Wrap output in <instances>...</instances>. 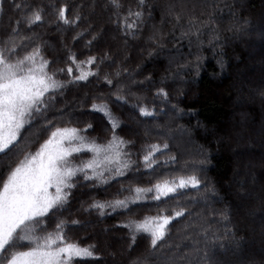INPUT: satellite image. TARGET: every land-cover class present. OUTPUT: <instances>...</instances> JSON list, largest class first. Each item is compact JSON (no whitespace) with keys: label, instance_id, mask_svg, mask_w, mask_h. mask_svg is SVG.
<instances>
[{"label":"trees","instance_id":"trees-1","mask_svg":"<svg viewBox=\"0 0 264 264\" xmlns=\"http://www.w3.org/2000/svg\"><path fill=\"white\" fill-rule=\"evenodd\" d=\"M35 11L42 20L30 26ZM0 54L13 64L28 55L46 60L44 71L63 85L46 93V107L0 154V187L57 128H75L95 144L119 137L125 162L123 153L134 162L106 184L78 173L68 203L35 235H54L63 221L66 242L94 246L99 257L73 264H264V0H0ZM82 74L88 79L73 82ZM161 89L166 95H157ZM93 105L111 111L115 133ZM141 107L154 114L141 116ZM150 152L151 169L144 163ZM92 156L73 154L72 164ZM191 175L197 187L161 201L148 192L147 203L129 210L100 215L90 207ZM176 212L182 215L154 248L151 233L135 229ZM32 246L0 253V264Z\"/></svg>","mask_w":264,"mask_h":264},{"label":"snow or ice","instance_id":"snow-or-ice-1","mask_svg":"<svg viewBox=\"0 0 264 264\" xmlns=\"http://www.w3.org/2000/svg\"><path fill=\"white\" fill-rule=\"evenodd\" d=\"M112 2L115 4L116 0H112ZM16 7L19 8L20 5ZM135 15L139 17L140 13H135ZM59 19L64 24H69L65 18V8L63 7L59 9ZM41 20V13L35 11L27 19V23L31 26ZM134 26V23L126 25L129 29ZM36 54H39V49L36 50ZM69 59L75 62V54H72ZM95 59V57L90 58L88 63H93ZM29 61L31 64H26ZM35 63V55L25 56L13 64L8 62L3 54H0V154H5L15 146L21 130L36 118L34 113L40 114L41 109L46 107V93L63 87L44 71L48 64L46 60H42L39 67H36ZM67 71L71 75L73 69L70 67ZM91 75H95V73ZM87 79L88 74H82L76 76L73 82ZM107 83L111 84L112 81L107 80ZM162 94L166 95L163 89L157 93V95ZM117 99L126 102L123 96H117ZM93 111L101 112L110 119L114 133L120 127L118 122L111 120L112 113L108 108L93 105ZM139 111L140 115L144 117H150L154 114L144 107H141ZM91 127L92 125L89 124L88 128ZM115 140L114 145L110 144L108 149L104 150L106 153L105 160L112 163L107 152L114 148L117 157L116 163L120 164L121 145L126 142L119 137H115ZM65 142H67V146ZM82 145H87V148L82 147ZM164 147L167 148L168 145H164ZM152 148L159 151L155 145ZM85 150L99 155L103 149L95 142L88 144L86 138L80 135L75 128H57L51 133V137L41 146L40 150L15 167L7 176L2 187H0V253H7L10 248H15L24 243L33 245L28 251L13 252L7 259V264H73L75 260L99 259L94 254V246L82 247L78 243L66 242V236L61 234L64 228L63 221L57 223L54 235L49 233L43 238L35 235L37 231L44 230L46 217L59 211L68 203L70 190L76 186L74 178L77 177L78 173H83V179L86 181L103 177V172L99 173L98 176L87 174L86 169L94 170L95 167L99 166L97 164L85 162L80 166H73L71 159L73 154ZM123 155L128 159L116 169L117 174L121 176L125 174V171H131L134 163L131 161L130 153H123ZM144 163L147 168H152L154 161L151 152L144 156ZM100 182L106 184L109 181L102 179ZM199 183L197 177L191 175L187 178H180L178 183L157 184L154 189L136 188L134 190L135 196L130 200L117 199L112 202H94L90 207L99 209L100 215L106 214L103 211L106 208H111L113 211L117 209L129 210L130 204L148 202L142 195L143 193L154 190L156 194L152 199L161 201L171 194L189 188V186L195 188ZM49 188H55V193H49ZM181 215V212H176L174 217L162 216L153 218L152 221L135 223V229L137 232H150V247L154 248L158 241L164 239L172 219ZM72 223L77 224L78 221H72ZM30 225L32 226V234L22 235L21 233ZM122 226L132 228L133 224L129 223ZM133 240H135V236Z\"/></svg>","mask_w":264,"mask_h":264},{"label":"rangeland","instance_id":"rangeland-1","mask_svg":"<svg viewBox=\"0 0 264 264\" xmlns=\"http://www.w3.org/2000/svg\"><path fill=\"white\" fill-rule=\"evenodd\" d=\"M26 64H31V62L29 61V62H26ZM35 66L36 67H39L40 66V64L39 63H35ZM67 128H69V127H67ZM61 129H63V128H61ZM79 132V131H78ZM80 133V132H79ZM81 135V134H80ZM51 137V136H50ZM49 137V138H50ZM49 138L47 139V140H49ZM46 140V141H47ZM45 141V142H46ZM88 142V141H87ZM92 142H88V144H91ZM110 144H115V142H111V143H106V144H96V145H99V146H101L102 147V151L100 152V154L99 155H97L96 153H94L93 152V156L91 157V158H88L85 162H88V163H94V164H97V165H99L98 167H95V169L93 170V169H86L87 171H88V175H97L98 176V174L99 173H101V172H103V175H107L108 177H106V178H103V177H99L98 179H95L97 182H99V183H101L100 182V180H102V179H109V178H113V177H117V176H119L118 174H117V171H116V169L118 168V167H120L121 166V164L122 163H124L125 162V159H124V157L122 156V146H121V155H120V157H119V160H120V164H118V163H116V160H117V157H116V154H115V149L113 148L111 151H108L107 152V155H108V157L112 160V163H108L106 160H105V151L104 150H106V149H108V146L110 145ZM65 145L67 146V142H65ZM82 147H85V148H87V145H82ZM41 148V147H40ZM40 148L39 149H37V150H35V151H33V152H30V153H28L15 167H17V166H19L22 162H24L26 159H29L32 155H34L38 150H40ZM84 152H87V150H85V151H83V152H81V153H74V154H83ZM84 162V163H85ZM73 166H79V165H73ZM15 167H14V169H15ZM13 169V170H14ZM180 178H187V177H180ZM180 178H177V179H175V180H171V181H169V182H176V183H178V181H179V179ZM163 183H165V182H161V183H159V184H163ZM150 188H153L154 189V186L153 187H150ZM144 189H147V188H144ZM49 193H52V194H54L55 193V188H49ZM146 193H148V192H146ZM146 193H143L142 195H144V194H146ZM152 193H154V194H156L155 193V191L153 190L152 191ZM30 230V226L28 227V228H26L24 231H29ZM28 250H30V248H28V249H25V250H21V251H28ZM5 264H7V262L5 263Z\"/></svg>","mask_w":264,"mask_h":264}]
</instances>
